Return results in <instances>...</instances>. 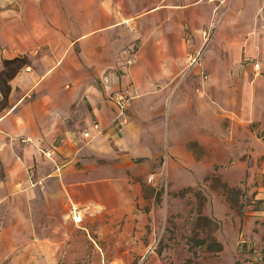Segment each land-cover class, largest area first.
Segmentation results:
<instances>
[{"label": "crops", "instance_id": "0c3cea01", "mask_svg": "<svg viewBox=\"0 0 264 264\" xmlns=\"http://www.w3.org/2000/svg\"><path fill=\"white\" fill-rule=\"evenodd\" d=\"M211 22L201 58L209 82L199 93L194 69L178 84L177 76ZM14 58L18 67L0 92V263L28 248L31 219L48 231L69 205L88 203L90 214L104 208L93 184L106 182L111 168L153 161L163 138L169 173L189 176L197 164L187 145L220 139L210 103L220 116L231 95L225 82L264 65V0H0V72ZM118 94L128 101L116 126ZM171 111L199 119L183 122Z\"/></svg>", "mask_w": 264, "mask_h": 264}, {"label": "rangeland", "instance_id": "374dc122", "mask_svg": "<svg viewBox=\"0 0 264 264\" xmlns=\"http://www.w3.org/2000/svg\"><path fill=\"white\" fill-rule=\"evenodd\" d=\"M208 46L201 39L191 66L183 56L176 84L194 69L198 79L192 86L199 93L206 87L201 58ZM257 72L225 82L231 95L217 108L220 116L210 103L211 125L222 126L215 137L220 139L187 145L197 164L189 176L169 173L170 144L163 138L153 161L111 168L106 182L93 184L104 208L90 214L88 203H76L86 215L76 226L63 222L70 221L69 205L66 219L48 231L43 219H31L35 238L0 264H264V65ZM171 114L183 122L199 119L193 111ZM231 122L237 124L223 128Z\"/></svg>", "mask_w": 264, "mask_h": 264}, {"label": "built area", "instance_id": "2783aa9c", "mask_svg": "<svg viewBox=\"0 0 264 264\" xmlns=\"http://www.w3.org/2000/svg\"><path fill=\"white\" fill-rule=\"evenodd\" d=\"M211 35H212L211 26L209 28L204 29L201 33L203 43L208 42L209 39L211 38ZM197 54H198L197 51H188L185 54L186 61L188 62L189 66L196 63ZM131 62H133V59L126 60V64H130ZM253 67L257 68V64L254 63ZM115 98H116V104H117L118 111L116 114L114 124L118 126L124 121L123 118H119V117L120 116L122 117L125 112L128 97L126 96V94H118ZM84 135H87V133H84ZM25 140H28V139H25ZM151 178H152V175H149V180H151ZM69 215H70V220L73 223L78 224L81 222V212L79 208L75 206H71L69 209Z\"/></svg>", "mask_w": 264, "mask_h": 264}, {"label": "trees", "instance_id": "16d2710c", "mask_svg": "<svg viewBox=\"0 0 264 264\" xmlns=\"http://www.w3.org/2000/svg\"><path fill=\"white\" fill-rule=\"evenodd\" d=\"M3 70L0 72V92L4 96L7 90L5 85L6 78L18 67L19 59L3 60Z\"/></svg>", "mask_w": 264, "mask_h": 264}]
</instances>
